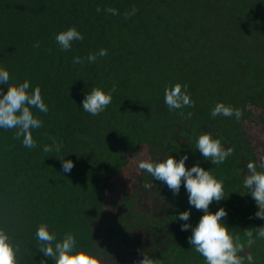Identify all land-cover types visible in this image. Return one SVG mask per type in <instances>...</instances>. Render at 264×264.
Here are the masks:
<instances>
[{
	"label": "trees",
	"instance_id": "16d2710c",
	"mask_svg": "<svg viewBox=\"0 0 264 264\" xmlns=\"http://www.w3.org/2000/svg\"><path fill=\"white\" fill-rule=\"evenodd\" d=\"M132 6L138 11L125 20ZM108 7L119 14H107ZM69 27L84 39L65 52L55 36ZM100 49L108 55L96 63H73ZM0 67L10 82L28 80L29 91L39 85L49 109H33L43 121L32 131L34 149L14 139V130L0 129V229L19 245V264H54L38 251L40 223L57 239L74 234L77 248L102 264H136L143 253L163 264H204L185 246L191 229L181 231L203 211L189 205L183 182L173 196L136 162L187 155V168L199 162L229 185L223 208L246 197L247 189L237 188L246 165L256 161L260 170L264 157V0H0ZM114 82L103 113L83 111L92 87L107 92ZM175 83L188 84L195 107L183 111L191 119L164 103L165 87ZM6 90L0 85V93ZM221 102L243 110L239 123L211 117ZM205 132L233 149L224 163L213 165L195 149ZM49 137L59 153L43 151ZM61 159L73 162L71 172ZM183 211H190L189 221L178 219Z\"/></svg>",
	"mask_w": 264,
	"mask_h": 264
},
{
	"label": "clouds",
	"instance_id": "9594fccd",
	"mask_svg": "<svg viewBox=\"0 0 264 264\" xmlns=\"http://www.w3.org/2000/svg\"><path fill=\"white\" fill-rule=\"evenodd\" d=\"M99 13L101 9L97 7ZM107 14L116 16L119 14L114 7L104 10ZM138 9L132 6L130 11L124 12V19L127 20L137 13ZM84 36L75 27L59 32L55 36V41L61 51H69L75 41H83ZM39 42L34 47H39ZM51 49H49V52ZM108 55L106 49H100L97 53H89L86 57L76 56L73 58L74 64L83 66L86 62L96 63L98 57ZM9 71L0 67V85L7 87L6 92L0 93V129L5 131L14 130L13 138L22 140L24 147L34 149L37 147L33 139L32 131L43 127V121L34 114L33 109L47 114L49 109L42 97L39 85L31 91L30 82L24 80L10 82ZM116 91V84L105 92L100 87H92L84 96L82 109L92 116H98L111 104L113 93ZM164 103L169 111H178L181 118L188 120L193 116L192 112L185 114L184 108L195 107V101L191 99L188 92V84L175 83L167 85L164 90ZM217 116L235 117L239 123L243 110L233 108L231 105L217 103L211 110V117ZM51 144L43 147L45 153L55 151L60 152L61 145L55 137H49ZM195 149L200 152L205 160L211 161L213 165H220L233 154L232 148H225L218 138H213L211 133L205 132L196 138ZM134 158V157H133ZM187 155L181 156L177 161L172 155H168L163 160L153 161L151 159H140L136 162L138 170L146 171L154 180H158L167 185L173 196L180 192L181 184L188 193V203L196 210L203 211L199 222L193 227L190 223L181 225V231L191 229L188 243L195 253H198L204 264H255V258L251 252L246 253V249H251L256 244L257 239L264 240V226L243 230V237L239 233L230 231L229 227L222 222L228 213L221 207L216 212L209 211V205L219 202L226 197L224 193V181L217 179L211 170H205L199 162L191 168L186 167ZM62 160L64 172H71L74 164L71 160ZM247 175L243 180V187L254 199L258 211L255 217L264 220V157L258 163L249 161L246 165ZM152 184L145 183V189H151ZM178 219L189 221L190 211L180 212ZM39 242L38 251L45 258L52 259L54 264H102L101 258L94 252L78 249L74 234L65 233L61 239H57V233L50 231L47 223H40L35 233ZM18 244H13L10 236L0 229V264H19ZM40 264H46L42 260ZM136 264H163L159 259L152 258L143 253V258Z\"/></svg>",
	"mask_w": 264,
	"mask_h": 264
},
{
	"label": "rangeland",
	"instance_id": "374dc122",
	"mask_svg": "<svg viewBox=\"0 0 264 264\" xmlns=\"http://www.w3.org/2000/svg\"><path fill=\"white\" fill-rule=\"evenodd\" d=\"M263 151H264V148H263ZM233 171H235V170H233ZM238 171L240 172V170H238ZM130 174H131V171L128 170V172L126 173V177L127 178L130 177ZM225 185H224V187L229 186L227 184H225ZM242 187H243V183H239L237 185V188H242ZM245 195H246V197L241 199L239 202H238V200L235 199L236 201L234 202L233 206H230L227 204V208H225V210L229 214V215H227V218H228L227 224L228 225L227 224L226 225L229 227L230 231L234 232L235 228H240V227L244 228V229H248V225L252 228L260 227L262 225V224L259 225L260 223H257V222L252 223L255 220L254 218H256L255 213L258 211V207H257L254 199L251 197V195L248 194V190H246ZM227 196H229V195H227ZM226 199L227 198L221 199L219 202L213 201L209 205V211L214 213L217 210H219V208H221L223 206V202H227ZM238 206H240V210H238V208H239ZM231 217H234V221L230 220ZM222 220H226V217L222 218ZM241 237H243V236H241ZM187 242H188V240H187ZM185 246L187 248L191 245L189 243H187ZM245 251H246V253L251 252V254L255 258V264H264V240L257 239L256 244H254L251 249H246Z\"/></svg>",
	"mask_w": 264,
	"mask_h": 264
}]
</instances>
